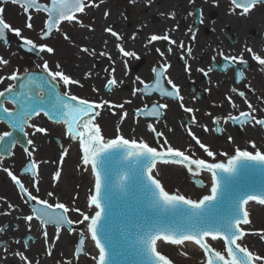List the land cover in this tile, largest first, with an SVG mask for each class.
Instances as JSON below:
<instances>
[{"label":"snow or ice","instance_id":"1","mask_svg":"<svg viewBox=\"0 0 264 264\" xmlns=\"http://www.w3.org/2000/svg\"><path fill=\"white\" fill-rule=\"evenodd\" d=\"M5 0H0V3ZM13 5H18L22 13L26 15L27 22L25 28L33 29V11L37 14L44 13L47 18L43 22L40 39H48L53 30L60 31L62 22L79 24L85 27L77 14H86L89 8H98L104 0L97 4L95 0H48L47 3H41L40 0H7ZM191 2V0H190ZM232 7L230 11L240 9L241 15L248 14L255 6L264 4V0H230ZM4 9L0 8V42L7 44L6 33H14L22 40L21 47L29 52L54 53V48L47 44H36L32 39L24 37L22 30L13 28L3 17ZM104 17L109 13L105 11ZM191 15V13H189ZM89 30H93L89 26ZM175 30V29H173ZM117 41L116 50L122 57L139 56L134 51L125 50L121 41L123 36L113 30L112 26L104 29ZM191 31V29H189ZM136 33H133L131 39H136ZM194 41L196 33H191ZM64 39L69 37L65 34ZM157 41H165L169 45L168 52H172L170 46L176 45L184 50L188 58L192 57V48L186 47L184 41L179 43L173 39L168 31L164 34H151L147 37L145 47ZM107 41H105V44ZM81 52H89L88 48L82 47ZM246 51L251 55L260 70L264 72V57L253 52L251 48ZM160 56L165 53L160 48L156 49ZM101 56L107 55L105 52ZM226 62L224 68L229 66L247 64L243 54L240 56L225 55L218 53ZM111 60V57L108 56ZM181 59H185L182 55ZM213 61L216 56L212 57ZM113 63H115L113 61ZM9 65V60L0 57V67ZM42 72L47 75L48 80L38 82L36 77L31 75L22 79L18 70H13L9 75H0V84L6 80L10 81L7 87L0 91V120L6 122L11 131L0 133V161L5 155H11V148L20 142L14 135L15 132H22L29 147L24 148V153L29 158V163L24 168V173L30 174L33 178V187L39 192L38 164L32 159L35 152L34 140L28 138L29 135L46 134L47 129L43 126L31 123L35 117L41 114L47 116L49 120L56 124L65 126L64 135L70 140L78 142L81 153V161L85 169L90 168L93 177V187L87 196L86 208L91 212H85L76 206H69L65 203H49L46 199H41L38 195H33L22 183V181L13 174L8 168L3 171L11 178L25 204L34 202L31 206V214L23 215L18 219H23L29 231L32 229V222L38 221V227L47 246L46 254L53 255V247L59 241L62 231L66 230L69 234L76 231L74 224L86 225L85 231L78 235L75 242L72 256L78 262L81 256H89L93 264H120L122 259H132L133 264H174V262L165 254H162L159 244L177 246L179 255L187 257L189 253L185 251L190 246L194 250H199L203 254L202 264H264V255L251 251L244 244L248 235H254L259 240L264 241V229L246 230L244 226L251 225L250 213L246 206L250 202L258 205H264V151L257 148L254 141H249L252 151L236 147L233 154L220 152L219 155L227 157L226 162L216 160L217 152L213 151L209 145L204 144L199 137L188 129L187 135L203 150L206 158L196 156L191 152V145L185 149L173 147L164 137V133L157 131L152 123L147 125L150 132L157 138L158 147L149 146L143 139H127L120 134V128L117 127L116 135L112 139H106L102 134V129L95 122L96 117L101 115L99 109L107 107L108 109H123L124 104H113L108 100L100 102L89 101L88 99L71 94L70 88L73 85L83 87L80 81L73 79L70 75L60 70L57 64L56 71L50 69L47 61L40 66ZM125 67L127 63L125 62ZM171 64L165 60L158 66L152 68L153 81L145 82L139 76L136 77L134 84L142 87H134L132 96L138 93L151 95L159 93V96L171 98L180 101V107L186 113H193L195 110L185 107L184 97L181 95L180 87L169 77ZM107 71V69L105 70ZM115 69H112L114 72ZM184 71L190 73V65L185 60ZM198 72L208 76L213 71L211 67L205 71L203 68L197 69ZM111 75V73H110ZM90 74L86 73L85 78ZM243 77L242 72H237L235 83L239 85ZM16 82L19 83V89ZM118 82L114 77L107 80L105 88L109 91L117 86ZM63 85L65 91L60 93L57 86ZM166 85L171 86L169 89ZM248 91L252 89L246 86ZM93 91L97 89L93 88ZM210 91V89H205ZM231 94L225 96L228 105L237 110L238 105L233 99V95L238 96L246 106V110L238 111V114L229 113L226 117H213L212 124L214 129L203 126L204 131L214 130L221 132L219 127L221 119L224 123L240 124L264 129V108H257L249 99L246 91H238L237 87H232ZM54 95V101H53ZM264 102V98L257 97ZM5 102L14 105L13 109L5 107ZM125 103H131L126 100ZM168 107L165 103H159L152 107L151 111L145 109H136V115L142 112L146 116L159 118L163 109ZM117 114V113H113ZM120 120L123 121L128 113H118ZM208 115H211L208 113ZM192 122L196 123V117H192ZM32 129L31 134L25 131V128ZM171 131V129H169ZM161 137L163 140L161 142ZM7 138V139H5ZM229 143H234L232 136L228 137ZM65 149L61 153V162L67 155ZM207 158H211L210 160ZM127 160L129 163L130 174H119L116 180H113L115 165ZM158 162L163 165H178L189 173L198 187L204 188L202 180L195 179L202 173L210 176V186L207 188V194H203L196 199L182 193L179 189L176 191L168 190L162 180L159 178ZM132 165H135L133 168ZM61 172L57 170L52 179L58 180ZM117 189L119 191H117ZM52 197L54 194L48 192ZM134 202L133 212L135 219L123 220L122 223L127 226L115 227L116 209L122 206H130ZM14 205L9 204L12 209ZM71 213H77L81 219L73 220ZM0 215H8L2 212ZM55 230L53 240H49L48 228ZM3 231V228H0ZM90 238L93 245V254L85 250L86 240ZM31 240V237H29ZM223 242V250H217L212 246L213 242ZM17 244L20 241H16ZM28 247L27 242L23 245ZM7 248V245H5ZM19 258L22 264H32V261L24 251L13 253ZM0 264H4L0 260ZM63 264H73V260L63 262Z\"/></svg>","mask_w":264,"mask_h":264},{"label":"flooded vegetation","instance_id":"2","mask_svg":"<svg viewBox=\"0 0 264 264\" xmlns=\"http://www.w3.org/2000/svg\"><path fill=\"white\" fill-rule=\"evenodd\" d=\"M120 1L104 0L98 8H89L86 14H77V16L87 20L88 17L95 15L98 9H102L98 11L94 21L97 26L103 24L100 30L95 29V33L93 32L97 39L90 37L88 41L90 45L87 48L98 53L101 60L100 63L92 59V67L110 71L114 66L121 67L125 65V58L127 57H122L116 50V39L104 31L108 26H112L114 31L123 36L121 43L127 51H134L133 46L136 41H140L141 47L144 49L148 36L151 34L162 35L165 31H168L170 36L178 43L184 41L186 47L192 48V57L188 58L185 51L176 45L170 46L172 52L169 53L167 42L157 41L150 46L152 51L150 61L138 68L136 72L140 78L146 79L145 82H151L153 80L152 68L167 60L171 64L169 77L180 87L181 95L184 97L183 104L195 111L186 113L180 107V101L167 97L162 98L159 93L151 96H144L140 93L144 103L136 109H145V106L148 109L152 103L155 105L165 103L168 107L161 110V117L137 116L136 109L133 110L132 107H127L126 112L128 115L123 121L120 120L118 113L116 116L111 113L112 118H115V120L112 118L102 120L100 115L96 120L99 126L109 125L113 132H115V128L119 127L120 132L129 134L128 136L135 137L137 135L140 138H145V131L149 132L147 125L152 123L157 131L164 133V137L173 146H179L180 143L187 147L191 145L190 151L200 154L198 157L206 158L203 150L187 135L188 129H191L204 144L209 145L213 151L217 152L216 160L220 162L227 160V157L219 155L220 152L231 155L236 147L252 151L249 141H254L257 148L264 151V129H260L258 126L253 128L230 122L224 123L221 119L219 127L223 131L210 130L206 132L203 130V126L214 129L213 117L223 118L229 113L236 115L238 111L246 110V106L235 94L232 95L238 109L233 110L228 105L225 96L231 94L229 90L232 87H237L238 91H246L248 99L258 109L264 108V102L257 99V97L264 98V72L260 70V66L251 59V55L246 51L247 48H251L253 52L264 57V4H259L248 14L241 15L240 9H236L234 12L230 11L232 7L230 0H191V2L190 0H125V4L128 6L127 3H129V6L126 8V12L123 13L119 5ZM40 2L47 3L48 0H40ZM95 2L99 4L100 0H95ZM0 8L4 9L3 17L13 28L21 29L22 35L28 36V38H30L29 35L35 34L38 38L35 43L42 44L40 35L43 22L47 18L46 14H37L33 11L31 13L33 15V29L29 30L25 28L27 17L18 5H13L5 0V2L0 3ZM105 11L109 13L107 18L103 15ZM74 23L63 22L60 28L66 24L71 26ZM56 32L54 30L51 36L43 41L50 40ZM143 32H151V34L139 38V34ZM192 32L196 33L194 41L191 38ZM133 33L137 34L135 40L131 39ZM83 38L85 37L83 36ZM6 39L7 44L0 42V46L4 49L9 47L18 50L26 59L24 63L41 59L43 53H40L39 57L36 58L28 52L21 51L18 46L20 37L15 36L14 33H6ZM94 39L97 40L96 44L92 43ZM105 41H107L106 44ZM157 48H160L165 56H160L156 52ZM101 52H105L107 55L101 56ZM134 52L139 56L137 62L141 64L143 51L138 48ZM220 52L234 56L243 54L247 64L236 65L235 67L230 65L228 69H225L224 64L226 62L218 55ZM182 55L185 56V59H181ZM108 56L111 57V60L108 59ZM213 56H216L215 61L212 59ZM12 57L15 58V55ZM131 59H136V57H131ZM185 60L190 65V73L184 71ZM145 66H147V69H145ZM209 67L213 71L209 72L208 76H204L203 73L197 71L199 68L207 71ZM237 72L243 73L239 85L235 83ZM246 86H249L252 91L249 92ZM166 87L171 88L169 85H166ZM205 89H210V91H205ZM0 91H2L1 84ZM208 113L211 115H208ZM258 115H264V113H258ZM193 116L196 117V123L192 122ZM6 130V124L0 120V133H4ZM229 136H232L234 143H229ZM161 138L163 139V137ZM37 139L38 137L33 139L36 149L34 154L39 156L41 149ZM46 141L47 144L50 142L48 138H46ZM29 148L31 150V146ZM12 153L11 157L5 155L4 159L0 161V213H8V215H0V228H3V231H0V260H3L4 264H22L13 253L24 251L32 264H51V258L46 254L47 246L44 244L38 221L34 220L32 222V229L29 231L25 221L18 219L23 215L31 214V206L34 202H29V204L23 202L21 193H19L7 173L3 171V168L12 171L33 195H38L41 199H46L49 202L54 198L53 196L49 197L47 192H43L42 184H38L39 192H37L36 188L33 187L32 176L22 173L29 159L23 158V155L26 156V154L22 146L16 144ZM207 159L210 160L211 158ZM9 204L14 205V207L9 209ZM73 227L75 226L73 225ZM48 233L49 240H53L54 228L49 227ZM75 233L77 232L75 231L72 234L77 235ZM65 234H67V231H65ZM29 237H31V240H29ZM16 241H20V243L17 244ZM25 242L28 244L27 248L23 247ZM5 245H7V248H5ZM72 248L73 244L71 250Z\"/></svg>","mask_w":264,"mask_h":264},{"label":"rangeland","instance_id":"3","mask_svg":"<svg viewBox=\"0 0 264 264\" xmlns=\"http://www.w3.org/2000/svg\"><path fill=\"white\" fill-rule=\"evenodd\" d=\"M127 4L129 6V3ZM119 5L122 8V12L125 13L126 8L128 7L125 4V0H121ZM99 10L102 9H98L95 12V15L88 17L87 20L77 16L78 19H80L85 25L84 28L86 29L76 23L71 24V26L66 24L62 26L60 28V31H57L55 35L53 34L50 40H42V44H47L54 48V53L49 54L45 52L42 54L41 59L31 60L27 63H24L26 59H24L23 55L18 50H15L14 48L11 49L9 47L4 49L0 46V57L9 60L8 66L0 67V74L6 76L8 74H11L13 70H18L19 73H21L27 71L28 69H41L40 66L43 65L44 61H47L51 70L56 71L57 69L55 66L59 64L60 70L70 75L73 79L80 81V83L83 85V87H80L78 85L71 86V94L88 99L89 101L100 102L102 100H108L113 104H124L123 109H108L107 107L103 108L101 111L102 120H110L112 118L111 113L113 114L126 112L127 107H132L133 110H135L136 107H141L144 103V99L141 94L138 93L136 96H132V89L134 87H140V85L134 84L133 81H135L136 77L138 76V73L136 72L137 69L150 61V55L152 53L150 49L151 45H148L147 47H145L144 45L143 49L141 47L140 41L135 42L133 50L136 51L139 48L144 53L141 64L137 62V58L132 60L131 57H127L125 58L127 67H125V65L121 67L114 66V72H112V70L105 71L104 69L100 70L93 68L91 65L92 59L97 60L101 63L98 53H95L93 49H90L87 53L81 52L80 49L82 47L87 48L90 45V43H88L89 36L87 38L86 35L91 34L92 36H95V29L100 30L103 25L102 24L97 26L94 23L95 17L97 16ZM89 26L93 30H89ZM65 34L69 37V39H64ZM29 36L30 39H32L34 42H36V40L38 39L36 38L35 34ZM83 36L85 38H83ZM25 37L28 38V36ZM95 38L97 39V37ZM96 39H94L92 43L96 44ZM8 54L10 55L7 56ZM13 55H15V58L12 57ZM78 64L82 65L85 74H90L89 78L86 79L84 76H75L77 73L76 67L78 66ZM145 69H147V66H145ZM113 77L118 82L122 81V83H118L111 93L105 94V92L103 91L104 83L108 79H111ZM141 79H143L144 81L146 80L144 78ZM8 83H10V81L6 80L3 84H1V89L7 87ZM59 87H61L62 92L65 91V88L62 84L59 85ZM93 88L97 89V91H93ZM126 100H130L131 103L126 104ZM113 115L116 116L117 114ZM112 119L115 120V118ZM31 123H35L47 129L46 134H37L35 136L29 135V138L36 139V137H38L37 141H39L40 143L41 154L39 156L33 154V157L38 164V184H42L43 192H52L54 194V199L51 200L50 203L55 204L57 202H61L69 206L79 207L85 212H91V209L86 208V201L87 196L90 194V190L93 187V184H91L92 181L90 180L89 172L82 164L78 142L72 141L64 135V126L61 127L59 126V124L49 122L43 115L39 116L38 121L33 119ZM101 129L103 130V136L106 139H112L117 134L116 128L115 132H113L111 127L106 124L105 126H101ZM27 131L29 134H31L32 129L27 128ZM120 134H122L125 138L136 139L137 141L143 139L146 143L149 144V146L158 147L156 143L157 138L155 137L154 133L150 131L148 133L145 131V138H140L136 134L135 137H132L131 135L128 136L129 134H124L121 132ZM48 135L55 136L56 138L61 140L60 147L57 146L53 141L47 144L45 136ZM160 139L162 142L163 139ZM178 145L179 146H173L172 144V146L176 148H187V146L182 143ZM65 149H67L68 152L64 157L63 162H61V153ZM198 155L200 154H196V156ZM25 157L28 158L27 156L23 155V158ZM57 170L61 172V175L58 180L54 181L52 179V176ZM257 207V209H251V211L249 212L252 223L248 227V229L244 226L246 230L264 229V207L260 205H257ZM70 218L74 221L81 219L77 213H71ZM74 226L77 234L78 231L82 232L86 229V225L74 224ZM77 236L78 235L69 234L68 232L67 234H65L64 230L59 241L53 247V255L49 256V258H51V264H63V262L68 260H73V264L93 263L90 255L80 257L78 262L73 258V256H71V245H74ZM247 238V242L245 240L244 244H246L251 251H254L260 255H264V241L259 240V238L254 235H248ZM90 250L91 249H87V252L92 254Z\"/></svg>","mask_w":264,"mask_h":264},{"label":"water","instance_id":"4","mask_svg":"<svg viewBox=\"0 0 264 264\" xmlns=\"http://www.w3.org/2000/svg\"><path fill=\"white\" fill-rule=\"evenodd\" d=\"M20 45L21 44H19V46ZM21 48L27 52V50L25 48H23V47H21ZM33 54H34V56H37L38 52L34 51ZM29 75L36 77L38 82H43L44 80L50 79L41 70L28 71V73L21 75V77L23 79L24 77H27ZM19 83L20 82H16L18 89H19ZM60 89H61V87H60ZM57 90L60 93H62L61 92L62 89L60 91L58 86H57ZM105 90L108 91V89H106V88H105ZM146 95L147 94H145V96ZM53 101H54V95H53ZM8 106H11V105L8 103L7 107ZM102 109H99V111L101 112ZM45 117L48 119L47 116H45ZM38 118L39 117H35L34 120L38 121ZM62 125L63 124H59V126H62ZM28 129H30V128H28ZM9 131H11V129ZM14 135L19 138V140H20L19 144H21L24 148L28 146L26 143V139L24 137V134L22 132L17 131L14 133ZM5 139H7V138H5ZM132 167L134 168L135 165H132ZM158 168H159V174H158L159 178L162 180V183L164 184V186L168 190L176 191L177 189H179L182 193L189 195L193 199H196L203 194H207V188L209 187V183L205 182L204 188H198L197 184L195 183V180L192 177L191 181H193L195 183V185L197 186V187H195L193 182L190 181L191 177L186 172V170L183 169L182 167H178V166L175 167V165H171V166L160 165V166H158ZM119 174H130L129 163L127 160H122L115 165V170L113 172V180L114 181L116 180V178ZM205 175H208V174H205ZM195 179H199V178L196 177ZM203 179L205 181H207V178L205 176H203ZM117 191H119V190L117 189ZM249 205H250V203H249ZM249 205H247V210H248ZM133 207H134V202H132L130 206H122V207H118L116 209L115 227H117V228L124 227L125 230H127V226L125 224H123L121 221H122V219L123 220L135 219ZM249 226L250 225L245 226V227L248 229ZM247 237L248 236H246L245 240L248 239ZM212 246L214 248H216L217 250H223V243L221 241L213 242ZM158 250H160L162 252V254H165L166 256H168L174 262V264H202V262H203V254L199 250H194L192 246H190L188 249H185V251H187L189 253V255L187 257L181 256L178 254L180 249L177 246H169V245L159 244ZM120 264H133V260L132 259H122L120 261Z\"/></svg>","mask_w":264,"mask_h":264},{"label":"bare ground","instance_id":"5","mask_svg":"<svg viewBox=\"0 0 264 264\" xmlns=\"http://www.w3.org/2000/svg\"><path fill=\"white\" fill-rule=\"evenodd\" d=\"M149 34H151V32H143V33H140V34H139V38H141L142 36L147 37ZM88 36H89V38H90V37H95V36H92L91 34L86 35L87 38H88ZM141 56H143V55H141ZM141 56H140V57H141ZM76 71H77V73H76L75 76H80V77H81V76H84V77H85V73H84V71H83V68H82V65H81V64H78V66L76 67ZM62 126H63V125H62ZM62 126H61V127H62ZM87 171L89 172L90 180L92 181L91 184H93V177H92V175H91L90 168H88ZM255 208L257 209L258 207H257L255 204H250V205L248 206V211L250 212L251 209H255ZM258 211H259V210H258ZM258 213H260V212H258ZM246 242H247V240H246ZM86 245L88 246V249L93 247L92 242L90 241V238L87 239ZM90 246H91V247H90ZM92 249H93V248H92Z\"/></svg>","mask_w":264,"mask_h":264}]
</instances>
